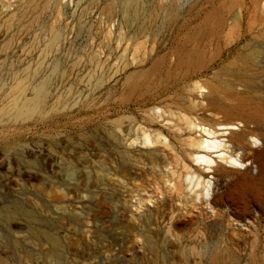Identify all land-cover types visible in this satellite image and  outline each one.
I'll return each mask as SVG.
<instances>
[{
    "label": "rangeland",
    "instance_id": "rangeland-1",
    "mask_svg": "<svg viewBox=\"0 0 264 264\" xmlns=\"http://www.w3.org/2000/svg\"><path fill=\"white\" fill-rule=\"evenodd\" d=\"M190 121L264 142V0H0V264H264V160Z\"/></svg>",
    "mask_w": 264,
    "mask_h": 264
},
{
    "label": "bare ground",
    "instance_id": "bare-ground-1",
    "mask_svg": "<svg viewBox=\"0 0 264 264\" xmlns=\"http://www.w3.org/2000/svg\"><path fill=\"white\" fill-rule=\"evenodd\" d=\"M211 95L212 92H209L208 94L203 95V97H209ZM187 124L189 131L192 134L189 139V143L192 149L190 157H192V161L196 162L199 166L198 168L194 167V171L202 172L200 171V165L208 168L212 166L221 167V164H218V161H226L234 168H246V162L248 161V159L254 158L256 160H264V142L257 135H253L250 132L246 133L243 130H241L240 132L231 131V127L229 128V125H226V127L228 128L224 127L222 130L218 131L213 128H202L192 121ZM227 130H229L228 133L224 132ZM226 134H229V136H226ZM238 135H243V141L245 142V144H229L231 142V138ZM145 140L147 141L146 145L150 144L147 138ZM260 143L262 144V147H256ZM237 151H241V155L239 157H233V154ZM214 153H218L216 154V158H213V156H211ZM258 173L261 176L264 174L263 167L260 168ZM202 179L203 178H201V180ZM242 181L248 184H253V181L245 180V178L242 179ZM216 195V186L209 181L207 196L213 197Z\"/></svg>",
    "mask_w": 264,
    "mask_h": 264
}]
</instances>
